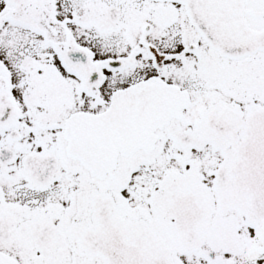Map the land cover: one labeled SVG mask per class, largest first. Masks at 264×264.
Segmentation results:
<instances>
[{
  "label": "snow or ice",
  "instance_id": "6c2138e0",
  "mask_svg": "<svg viewBox=\"0 0 264 264\" xmlns=\"http://www.w3.org/2000/svg\"><path fill=\"white\" fill-rule=\"evenodd\" d=\"M0 264H264V0H0Z\"/></svg>",
  "mask_w": 264,
  "mask_h": 264
}]
</instances>
